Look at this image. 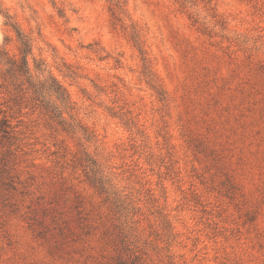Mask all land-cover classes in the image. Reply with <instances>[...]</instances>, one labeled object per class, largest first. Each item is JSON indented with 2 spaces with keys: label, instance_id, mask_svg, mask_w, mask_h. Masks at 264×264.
Returning a JSON list of instances; mask_svg holds the SVG:
<instances>
[{
  "label": "rangeland",
  "instance_id": "1",
  "mask_svg": "<svg viewBox=\"0 0 264 264\" xmlns=\"http://www.w3.org/2000/svg\"><path fill=\"white\" fill-rule=\"evenodd\" d=\"M120 1L0 0L92 134L0 88V264H264V0Z\"/></svg>",
  "mask_w": 264,
  "mask_h": 264
},
{
  "label": "trees",
  "instance_id": "2",
  "mask_svg": "<svg viewBox=\"0 0 264 264\" xmlns=\"http://www.w3.org/2000/svg\"><path fill=\"white\" fill-rule=\"evenodd\" d=\"M108 1L111 3L110 10L114 17L124 12V4L120 0ZM0 12L6 20L5 25L16 35L17 53L12 54L6 47L0 52V80L2 82L0 88L5 90L13 106L17 108L14 114L23 116L24 109L30 108L32 112L38 111L40 115L46 116L51 124L61 126L67 133L75 135L80 132L84 139H90L92 134L77 120L78 109L67 89L52 74L47 63L34 56L32 36L22 30L8 12L2 10ZM132 38L141 53L145 54L140 44L138 30H134ZM11 41L12 39L6 38L7 43ZM150 85L153 89H157L153 78L150 80ZM13 109V107L10 108L12 111ZM11 116L13 115L6 110L0 111V137L9 142L16 136V127L11 122ZM81 146L83 158L79 162L84 163L82 166L85 167V177L89 185L99 195L105 196L107 201H114L116 191L111 179L83 147L84 145Z\"/></svg>",
  "mask_w": 264,
  "mask_h": 264
}]
</instances>
